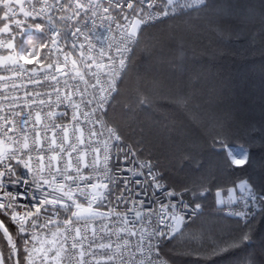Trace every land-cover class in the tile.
<instances>
[{
  "label": "snow or ice",
  "instance_id": "snow-or-ice-1",
  "mask_svg": "<svg viewBox=\"0 0 264 264\" xmlns=\"http://www.w3.org/2000/svg\"><path fill=\"white\" fill-rule=\"evenodd\" d=\"M232 17L259 25L242 47L264 58V4L0 0V68L9 73L0 74V264H256L250 249L264 229V159L259 177L244 173L264 152V116L237 143L214 110L173 87L179 118L212 126L208 148L240 173L227 198L215 191L236 226L205 220L193 230L212 192L210 174L169 183L151 146L156 82L134 76L141 52L151 59L167 49L179 70L206 34L223 45ZM32 30L42 35L18 48L16 35ZM62 105L71 112L58 111ZM259 243L264 253V237Z\"/></svg>",
  "mask_w": 264,
  "mask_h": 264
},
{
  "label": "trees",
  "instance_id": "trees-1",
  "mask_svg": "<svg viewBox=\"0 0 264 264\" xmlns=\"http://www.w3.org/2000/svg\"><path fill=\"white\" fill-rule=\"evenodd\" d=\"M218 2L255 4L258 8L264 4V0ZM228 24L233 34L223 45L217 44L210 34H206L195 46L194 52L187 53V60L180 63L179 70L174 55H170L167 49L162 56L156 55L148 59V53L141 52L136 59L134 76L138 75L145 86L156 82L154 118H149L151 146L153 152L160 155L168 165L169 183L178 185L185 175L210 174L209 186L212 192L201 199L203 215L198 220H193V230L198 229L201 221L205 220L212 222L217 228L236 226L237 219L220 211L222 206L216 203L215 191L221 189V195L227 198L228 190L240 178V173L227 169L223 155L208 148L214 134L212 126L206 128L179 118L170 95L173 87L183 89L193 103L207 105L214 110L225 126L223 131L237 143H244L249 139V132H258L264 116V58L258 54H248L242 47L248 42L249 31L253 35L259 33V25L249 28L235 17ZM18 35L22 37L26 34ZM253 125L254 128L251 127ZM197 154L199 158L195 162L187 159ZM253 158L256 167L247 168L244 175L259 177L262 174L259 162L264 159V152L257 150ZM257 232L259 236L250 251L256 264H264V253L261 252L259 243V238L264 237V229L258 226Z\"/></svg>",
  "mask_w": 264,
  "mask_h": 264
},
{
  "label": "built area",
  "instance_id": "built-area-1",
  "mask_svg": "<svg viewBox=\"0 0 264 264\" xmlns=\"http://www.w3.org/2000/svg\"><path fill=\"white\" fill-rule=\"evenodd\" d=\"M14 2H15V0H14ZM23 2L25 3V5L27 4V0H23ZM19 16H22V14H18V17ZM6 38H7L6 36H0V39H6ZM0 50H2V49H0ZM54 55H59V54H54ZM37 59H39V58H37ZM33 64H35V61H33ZM29 66H32V65H29ZM0 74L8 75L9 73L6 71V69L0 68ZM29 87H31V86H29ZM65 110H67L69 113L71 112V109H66L63 105L61 106V108L58 111H65ZM68 119H70V117L64 118L63 120L58 119L57 122H59V123H65L66 124L67 121H68ZM75 155L76 154L73 153V156H75ZM91 158H92V154H91V152H89L87 159L89 161H91ZM74 163H75V161H74ZM20 171H24V170L23 169H20ZM90 171L91 170L89 168H83V173H85V174L89 173ZM11 190L12 191H21L22 192L23 191V187L22 186H15V187H12ZM21 202L22 203H27L26 200H21ZM223 213H224V215H226L228 217L235 218V219L238 220L237 217L229 216L228 213H227V211H223ZM194 219H195V217L192 218V220H194ZM189 222H191V221H189Z\"/></svg>",
  "mask_w": 264,
  "mask_h": 264
},
{
  "label": "rangeland",
  "instance_id": "rangeland-1",
  "mask_svg": "<svg viewBox=\"0 0 264 264\" xmlns=\"http://www.w3.org/2000/svg\"><path fill=\"white\" fill-rule=\"evenodd\" d=\"M18 18H22V16H19ZM18 34L16 35V41H15L18 48H22V47L27 46V39L29 36H32L34 38H38L42 35V34L36 32L35 30H32L31 32H23V34H26V35L22 36V37H20V35H18ZM0 36H6V34H0ZM6 53H7L6 49L0 50V55L6 54ZM219 206H221V205H219Z\"/></svg>",
  "mask_w": 264,
  "mask_h": 264
},
{
  "label": "crops",
  "instance_id": "crops-1",
  "mask_svg": "<svg viewBox=\"0 0 264 264\" xmlns=\"http://www.w3.org/2000/svg\"><path fill=\"white\" fill-rule=\"evenodd\" d=\"M238 194V193H237Z\"/></svg>",
  "mask_w": 264,
  "mask_h": 264
}]
</instances>
